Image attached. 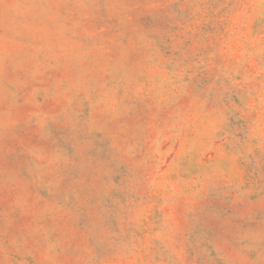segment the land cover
Masks as SVG:
<instances>
[{"label": "rangeland", "instance_id": "rangeland-1", "mask_svg": "<svg viewBox=\"0 0 264 264\" xmlns=\"http://www.w3.org/2000/svg\"><path fill=\"white\" fill-rule=\"evenodd\" d=\"M0 264H264V0H0Z\"/></svg>", "mask_w": 264, "mask_h": 264}]
</instances>
